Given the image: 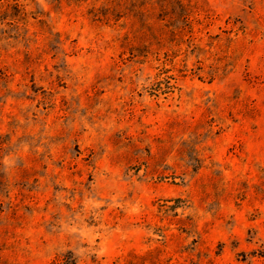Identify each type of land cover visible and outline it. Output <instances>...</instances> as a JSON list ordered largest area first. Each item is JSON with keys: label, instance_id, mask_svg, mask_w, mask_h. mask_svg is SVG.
<instances>
[{"label": "rangeland", "instance_id": "rangeland-1", "mask_svg": "<svg viewBox=\"0 0 264 264\" xmlns=\"http://www.w3.org/2000/svg\"><path fill=\"white\" fill-rule=\"evenodd\" d=\"M0 264H264V0H0Z\"/></svg>", "mask_w": 264, "mask_h": 264}]
</instances>
